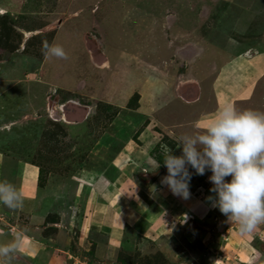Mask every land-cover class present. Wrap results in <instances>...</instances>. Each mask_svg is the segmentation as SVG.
Instances as JSON below:
<instances>
[{
    "label": "rangeland",
    "instance_id": "rangeland-1",
    "mask_svg": "<svg viewBox=\"0 0 264 264\" xmlns=\"http://www.w3.org/2000/svg\"><path fill=\"white\" fill-rule=\"evenodd\" d=\"M45 42L67 58L46 56ZM255 46L264 48V0H0V180L14 167L20 192L23 165L38 172L36 219L30 226L27 214L0 205V237L36 228L42 249L64 241L59 264H264V224L242 235L216 208L199 229L180 216L176 232L203 236L181 247L168 232L144 240L140 220L111 250L101 239L97 254L93 229H82L107 203L90 184L105 170L114 177L115 157L125 158L121 182L104 194L150 203L167 174L165 148L179 155L185 122L211 108L214 68L238 53L243 72L240 51ZM259 83L237 109L264 112V78ZM143 155L151 168L140 165ZM211 187L197 182L191 199L205 202Z\"/></svg>",
    "mask_w": 264,
    "mask_h": 264
},
{
    "label": "crops",
    "instance_id": "crops-1",
    "mask_svg": "<svg viewBox=\"0 0 264 264\" xmlns=\"http://www.w3.org/2000/svg\"><path fill=\"white\" fill-rule=\"evenodd\" d=\"M237 54L238 53L231 56L228 55L227 58L225 57V59H223L221 63L214 68L215 69L214 77L213 80H211V85H210L211 101H212L211 108L197 114V117L193 118V121L187 122L188 121L187 120L182 130L184 134H187L189 132L192 133L196 131L195 125L202 126L203 124L207 123L208 120L215 115L219 107L225 103H231L235 107L237 106L241 107V105H245L246 100L248 99L247 98L249 94L248 91L251 89V87L254 84H258L263 80L264 48L263 47L260 48L256 46L255 48L246 47L245 49L240 51L241 55H239V57L247 55V58L243 60V62L246 61L247 71L244 70L243 72L241 71L243 70V68L241 67L242 65L240 66L236 64L242 62V61L240 62V60L239 62H237L238 61ZM122 156L123 155L119 156L118 158L115 157V159L113 158V160H115L114 165H111L112 173L114 175V177L112 176L113 178L112 177L109 178V174L111 173H109V170H105L103 173H101L98 179H96L93 185L90 184L91 186L90 190L91 188H93L95 192L99 193V195H101L102 193L104 197H108L105 206L95 207L94 211L97 212L95 213L97 214V217L92 216L93 218L85 219L82 225L83 226L82 229L84 230V233H86L92 228L93 230L89 231L90 234H92V236H97L98 241H96L97 243H95L94 241L93 244V245L96 244L95 245L97 248L96 253L99 254L100 251H102L100 249L103 243L102 241H100L101 239H103L104 243L107 245L108 248L107 250H111L112 248L115 247L116 243H118V241L121 239V234L123 233V231L130 229L140 220L143 223L146 222L147 224V228L141 234L144 240L147 239L150 241H155L153 240L154 236L155 237L159 236L158 238H160L161 235L162 236L168 235V233L172 236L173 241L174 243H176L177 247L179 246L181 247L183 245L187 246L197 238L203 240L202 235L197 236V233L195 231H193L194 233L192 231H189V228H187L186 232L183 231V233L181 234L178 231L176 232L174 229L175 226L178 224L177 220L182 215H186L187 223L189 221H192V223H195V225L199 226L197 227L199 229L203 224L202 220L206 217L209 218V215L212 213L213 210V207H211V205L207 202V200L205 201V198L203 199L205 202H202L201 200H193L190 197L189 199H186L184 203L183 200L185 199L172 195L171 192L166 187L161 186L160 184L161 178L159 179L156 185L157 187L156 188L154 187L155 191L154 189L150 191V194L148 196L150 203H148V205L134 198H132L131 201L130 200L127 201L128 200L126 199L127 197L126 198L123 197L125 193L120 194L118 191H116L117 193H114V195L117 194V197H110L111 195L107 196V194H104L110 183H114L115 185H117L116 180L119 179L117 177L118 176L117 172L119 171L117 166L118 163L121 161ZM143 156L144 157L141 158L142 164L140 165L142 166L144 165L147 166L148 168H151V164H152L151 159H149L148 156L145 155ZM15 170L16 169L10 165L4 167L2 171V176L4 177L3 179L1 178V180H6L14 184ZM190 171L194 172V170L192 169H190ZM37 173L38 172L36 167H32L28 164L23 165L21 170L22 177L19 179L20 190H21L20 193L23 196V206L19 209H16L15 210L16 212L14 211V214L17 212L22 214H27L29 220L28 224L30 226L33 223V219L34 218L36 219V216L34 214H36V212L38 211V210L35 211L32 207L34 203L37 204L36 201L37 188L35 185L37 179ZM210 174H211L210 172L209 173L206 172L204 175L193 174V181L190 182V193L192 194L193 192H195L194 190L196 188L197 182L199 183L200 181L203 180L209 181L208 177L210 176ZM108 178L112 180L110 181ZM119 180L121 182V179ZM79 183L80 184L78 185V188L81 189L82 182L80 181ZM79 192L80 191H78L77 194ZM120 195L122 196L119 197ZM88 196L91 198L93 195L89 193ZM121 199H125L126 201L124 200L121 201ZM190 199L192 200L191 202L192 204L198 203L197 204L198 206H196L197 208L194 211L190 208L192 207L190 203H188ZM45 213L46 212H44L42 215L39 214L37 215L39 216V218L40 217L44 218ZM165 216L167 219H169V221L166 222L169 225H166L165 222H163L162 218H165ZM162 225L165 228H163ZM126 227L128 229H126ZM13 228L14 227H12V229ZM87 228H89V230ZM192 228L194 229V227H191V230ZM26 230H27L26 233H28V231H31V234L29 233L28 235L25 234L21 236L22 243L19 252L15 255V257L11 261H5L3 259H0V264H17L16 263L17 260H20L22 262L21 264H59L58 262L59 260H61L62 263V259L65 256L62 257L61 253H63L64 255L68 254L66 249L67 246L65 245L64 241L57 243L55 242L56 245L52 247H47L48 249L47 248L42 249L40 248L41 241H39V238L37 237L36 228L30 227L29 230L28 229ZM58 233L64 234L66 236L67 230L60 229ZM14 237H15L14 234L12 237L11 236L8 237V240H5L4 238L0 237V244L1 243L7 244ZM182 239L184 240V242L181 241ZM186 242L187 245L185 244ZM87 244H89V242H87ZM110 254H112L111 251L107 255Z\"/></svg>",
    "mask_w": 264,
    "mask_h": 264
},
{
    "label": "clouds",
    "instance_id": "clouds-1",
    "mask_svg": "<svg viewBox=\"0 0 264 264\" xmlns=\"http://www.w3.org/2000/svg\"><path fill=\"white\" fill-rule=\"evenodd\" d=\"M43 47L46 56L67 58L60 45L45 42ZM195 128L176 139L179 155L165 148L162 164L167 174L161 178V186L186 200L191 196L193 174L211 172L207 202L228 223L237 225L240 234L251 233L264 224V112L225 103L207 123ZM160 165L158 162V168ZM0 205L10 210L23 206L22 194L6 180H0ZM21 243L17 233L9 243L0 244V259L11 261Z\"/></svg>",
    "mask_w": 264,
    "mask_h": 264
}]
</instances>
